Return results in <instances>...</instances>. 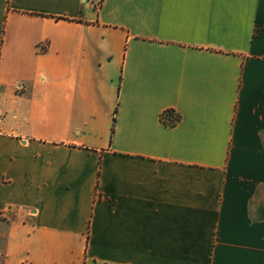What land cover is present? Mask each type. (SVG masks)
I'll return each instance as SVG.
<instances>
[{
  "label": "crops",
  "instance_id": "1",
  "mask_svg": "<svg viewBox=\"0 0 264 264\" xmlns=\"http://www.w3.org/2000/svg\"><path fill=\"white\" fill-rule=\"evenodd\" d=\"M0 264H264V0H0Z\"/></svg>",
  "mask_w": 264,
  "mask_h": 264
},
{
  "label": "trees",
  "instance_id": "2",
  "mask_svg": "<svg viewBox=\"0 0 264 264\" xmlns=\"http://www.w3.org/2000/svg\"><path fill=\"white\" fill-rule=\"evenodd\" d=\"M166 117H168V119ZM161 120L165 124H169V123H173V120H177V116L174 114L173 111L168 110L165 113H163V115L161 116Z\"/></svg>",
  "mask_w": 264,
  "mask_h": 264
},
{
  "label": "built area",
  "instance_id": "3",
  "mask_svg": "<svg viewBox=\"0 0 264 264\" xmlns=\"http://www.w3.org/2000/svg\"><path fill=\"white\" fill-rule=\"evenodd\" d=\"M175 120H173V122H174Z\"/></svg>",
  "mask_w": 264,
  "mask_h": 264
}]
</instances>
